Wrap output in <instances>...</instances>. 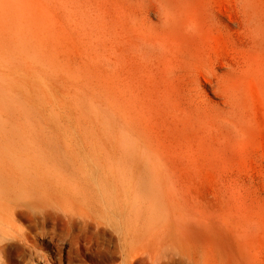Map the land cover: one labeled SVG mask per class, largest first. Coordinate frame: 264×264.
Masks as SVG:
<instances>
[{
    "label": "rangeland",
    "instance_id": "rangeland-1",
    "mask_svg": "<svg viewBox=\"0 0 264 264\" xmlns=\"http://www.w3.org/2000/svg\"><path fill=\"white\" fill-rule=\"evenodd\" d=\"M260 7L0 0V184L51 203L16 220L42 258L12 244L7 264H264V78L240 65ZM254 85L232 115L226 93Z\"/></svg>",
    "mask_w": 264,
    "mask_h": 264
},
{
    "label": "bare ground",
    "instance_id": "bare-ground-1",
    "mask_svg": "<svg viewBox=\"0 0 264 264\" xmlns=\"http://www.w3.org/2000/svg\"><path fill=\"white\" fill-rule=\"evenodd\" d=\"M247 10L250 13H257L259 15L264 16V8H261V7L258 9L249 8ZM250 16H251V14H250ZM179 21H180V24L182 26H185L188 29H190L191 25L188 24L186 21H184L183 19H180ZM256 26H259V23H257ZM253 41H254V45H255L254 57H245L244 59L241 60L240 65H242V71L243 72L250 71V72H253L255 74H259V75H261V77L263 79L264 78V25H263V30H260V32L256 35V37H254ZM195 64H196V62L194 60L191 61V65H195ZM221 64H223V63H221ZM206 67H207V65H206ZM208 67L211 68V65L208 64ZM250 87H252V93L251 94H249V92H247V91L240 90L241 88L238 89V88H233V87L230 91H228L226 93L227 96L231 99L230 102L233 105L229 109V111L232 113V115L235 114L237 116L238 113L241 115L240 107L244 106V110H245V107H247V106H245L244 104L246 102H249V101H247L249 98L253 97L255 99H258V98L260 99L261 91H260L259 86L254 85V86H250ZM256 102H257V100H256ZM259 102H260V100H259ZM127 109L129 110L130 107ZM127 109H125V110L127 111ZM249 111H250V109H249ZM247 114H249V113H247ZM135 124H136V122H135ZM135 124L133 123V125H132V123L125 122V125L130 126V127L135 126ZM132 128H135V127H132ZM129 133L127 135L132 136V132L130 129H129ZM134 136L135 135H133L132 137L134 138ZM135 138H136V142L141 141L142 143H144L146 145V147H149L151 145L150 137H149L148 132L145 130L144 127L137 130ZM137 138H138V141H137ZM127 158L129 159V157H127ZM130 160H132L131 157H130L129 161ZM14 191H15L14 186L6 185V184H0V264H7L6 253L8 251V248L11 247L12 244L16 245L17 247L21 248L23 251L28 253L30 260L34 259V257L42 258V256H43V254L39 251V249H37L34 244L30 243L29 235L22 229L21 226H19L17 224L16 220L19 217L26 216L27 215L26 212L35 206L44 205L45 203H47L48 206L49 205L51 206V203L48 201H44V200L24 198L21 195H17L16 193H14ZM169 198H170V195H169ZM169 198H168V196L164 197V199L166 201H168V205L170 206L171 199H169ZM76 201L82 202L88 206L90 204L94 203L93 200H88V199H86V200L83 199L82 201H80L79 199H74V202H76ZM37 211H38V208H37ZM41 213L44 216L51 214L49 211H46L44 208L42 209ZM67 223H69V219L67 220ZM88 223H90V222H88ZM164 225H165V223L163 225H161V226H163L162 227L163 229L159 228V229L151 230V231H149V234H151L153 236H156V234L157 235L160 234V236H162L161 239L163 240V237L166 238V235L170 232L169 230L176 229L178 231L177 225H179V222L177 221L176 215L172 214V216H170V222L167 223L165 226ZM121 231H122L121 228L114 231V237L116 239V242H115L116 248H114V249H116L115 251L119 255L123 254V256L125 258H128V261L130 262L132 260L134 254L130 252L131 246L126 243V241H125L126 239H125V237H123ZM53 239L54 238H52V236H50V240L53 241ZM151 239H152V237H151ZM101 243H103V242H101Z\"/></svg>",
    "mask_w": 264,
    "mask_h": 264
}]
</instances>
